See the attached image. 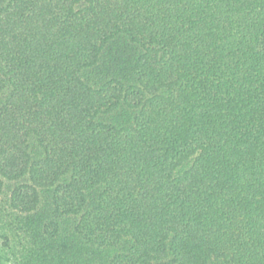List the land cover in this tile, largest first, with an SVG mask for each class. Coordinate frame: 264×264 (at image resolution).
Returning <instances> with one entry per match:
<instances>
[{"label":"trees","instance_id":"16d2710c","mask_svg":"<svg viewBox=\"0 0 264 264\" xmlns=\"http://www.w3.org/2000/svg\"><path fill=\"white\" fill-rule=\"evenodd\" d=\"M0 264H264V0H0Z\"/></svg>","mask_w":264,"mask_h":264}]
</instances>
